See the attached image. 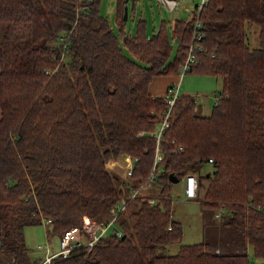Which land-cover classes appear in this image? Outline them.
Segmentation results:
<instances>
[{
    "label": "trees",
    "instance_id": "16d2710c",
    "mask_svg": "<svg viewBox=\"0 0 264 264\" xmlns=\"http://www.w3.org/2000/svg\"><path fill=\"white\" fill-rule=\"evenodd\" d=\"M116 1L119 31L101 0H0V264H41L28 225L51 218L48 236H61L85 216L110 218L122 198L114 229L49 264H264V0H202L192 17L163 21L151 35L142 19L126 32L127 0ZM248 22L259 27L258 47L248 44ZM191 44L196 61L184 75L222 78L209 115L174 81L164 93L149 90L156 77L181 76ZM167 110L150 204L131 194L152 169L151 132ZM121 154L137 158L129 180L108 164ZM206 162L215 169L205 174ZM191 172L200 207L215 210L231 238L158 253L184 235L170 173L180 181ZM238 234L243 249H227Z\"/></svg>",
    "mask_w": 264,
    "mask_h": 264
},
{
    "label": "rangeland",
    "instance_id": "374dc122",
    "mask_svg": "<svg viewBox=\"0 0 264 264\" xmlns=\"http://www.w3.org/2000/svg\"><path fill=\"white\" fill-rule=\"evenodd\" d=\"M202 0H178V8L168 9L164 5L160 4L158 0H127L128 6V17L125 19L124 29L126 32L135 33L139 21L145 20L147 24L148 33L151 35L156 31L162 24L163 21L170 22L176 18H190L196 12V5H201ZM116 0H101V12L108 18L112 27L119 31V24L116 20ZM248 31V44L250 47L259 46V27L252 23L246 24ZM174 45V52H175ZM126 54L133 57L132 53L126 49ZM159 79L154 80L156 82ZM175 82V81H174ZM164 84L160 87L164 89ZM222 78L214 75L200 74L194 72L185 73L184 77L180 82V93H191L197 99V103L200 105L196 111L202 115H209L213 109L216 96L221 90ZM129 154L119 155L117 161L109 162L110 168L120 174L124 179L129 180L130 177L125 176V157ZM115 159V158H114ZM212 162L204 163L202 167L203 173H209L214 170ZM145 181L140 183V186ZM160 190V186L151 181L146 183L140 190L141 194L146 196H152L159 198L157 195ZM202 195V193H201ZM183 195V179L175 182L172 186V216L181 218L186 224V232H184L182 242H172L164 245H159L157 252L161 254L175 253L181 243H196L202 241H209L218 243L223 246L225 241L231 238V228L222 223V217L217 216L216 211L211 208L202 209L198 200L182 202L181 197ZM132 198V197H131ZM127 203V199H126ZM219 211V210H218ZM220 213L227 214L225 210L219 211ZM112 216V215H111ZM110 216V217H111ZM92 219V218H91ZM109 219V218H108ZM107 220V219H106ZM101 221V220H100ZM50 228V227H49ZM49 228L45 222L41 224L28 225L26 227V242L30 248V253L34 257L41 256L43 259L44 251L37 248L39 243H54L57 248L60 235H54L50 231L48 236ZM244 243L240 234L236 236L235 245L228 246L229 250H241L243 249ZM252 259L258 261L253 256L252 247L247 248Z\"/></svg>",
    "mask_w": 264,
    "mask_h": 264
},
{
    "label": "built area",
    "instance_id": "2783aa9c",
    "mask_svg": "<svg viewBox=\"0 0 264 264\" xmlns=\"http://www.w3.org/2000/svg\"><path fill=\"white\" fill-rule=\"evenodd\" d=\"M158 2L168 9L172 10L175 8H178V0H158ZM200 25V22L197 21L195 25L198 27ZM194 29V30H195ZM200 35L196 32L194 33V37L198 38ZM196 61L195 54L193 53V47L191 44L190 47V53L188 54L185 63L183 65V71L181 73V77H183L184 72L188 71L191 67V64ZM178 93V86L176 88V91H174V95L170 96L168 98V102L170 104V107L174 104L175 98ZM169 113L170 110H167L165 113L164 118L162 119L160 125L158 128L151 132V135L156 137L157 145H156V151L154 156V163L152 166L151 171L149 172L148 176L146 177L145 182L139 186L135 191L132 192L131 197H142L145 200H148L150 204L155 202V197L151 198L152 196H146L144 194L140 193L141 188L148 182H151L155 179V176L162 170V167L160 165V162L163 159V152L160 147V141L163 136V132L165 128L169 125ZM113 160V161H112ZM109 160L112 162L117 161L118 159H112ZM137 158L128 155L125 157V176L131 177L134 170V165ZM108 162V164H109ZM183 198L184 199H196L198 196V177L195 173H187L183 178ZM126 200L125 198H122L121 203L117 205L116 207H113L112 210V216L107 220H93L88 216L84 217V221L81 225H74L66 228L63 233L60 236V241L55 248L54 243H39L37 247L44 251V259L41 262V264H49L52 259L57 255H63L68 256L70 252L78 247L81 246H90V248L94 245V243L101 238L103 235L107 234L110 229H114L116 227L117 222V216L120 214V212L125 208ZM43 222L46 223V226L50 225L52 222L51 218H43ZM171 229V225L169 226ZM117 235L123 236V232L119 229L116 230Z\"/></svg>",
    "mask_w": 264,
    "mask_h": 264
},
{
    "label": "crops",
    "instance_id": "0c3cea01",
    "mask_svg": "<svg viewBox=\"0 0 264 264\" xmlns=\"http://www.w3.org/2000/svg\"><path fill=\"white\" fill-rule=\"evenodd\" d=\"M180 77V78H179ZM184 77V75H183ZM181 76L178 75V78L177 76H174V77H170V76H159V77H156L152 80L151 84H150V87H149V90L151 93L153 94H161V93H164L166 90H167V87H168V84L171 82V81H175L176 83L180 84L182 78ZM156 79H159L157 80L156 82H154V80ZM162 84H164V89L161 90L160 87ZM197 106H200L199 104H197ZM181 200L182 202H184L183 200H186V201H191V200H195V199H184L183 196L181 197ZM200 204V203H199ZM175 218V217H174ZM177 219V217H176ZM178 220H180L181 222H183V226H184V232H186V224L185 222L183 221V219L179 218ZM185 237V234L183 235ZM184 243V242H183Z\"/></svg>",
    "mask_w": 264,
    "mask_h": 264
},
{
    "label": "water",
    "instance_id": "95a60500",
    "mask_svg": "<svg viewBox=\"0 0 264 264\" xmlns=\"http://www.w3.org/2000/svg\"><path fill=\"white\" fill-rule=\"evenodd\" d=\"M124 17L125 19L128 17V6L125 5V8H124ZM170 179L173 181V182H178L179 181V176L175 173H170Z\"/></svg>",
    "mask_w": 264,
    "mask_h": 264
},
{
    "label": "clouds",
    "instance_id": "9594fccd",
    "mask_svg": "<svg viewBox=\"0 0 264 264\" xmlns=\"http://www.w3.org/2000/svg\"><path fill=\"white\" fill-rule=\"evenodd\" d=\"M122 155H124V154H122Z\"/></svg>",
    "mask_w": 264,
    "mask_h": 264
}]
</instances>
